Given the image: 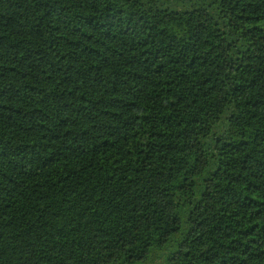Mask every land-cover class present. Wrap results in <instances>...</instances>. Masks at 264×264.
I'll return each instance as SVG.
<instances>
[{"label":"trees","instance_id":"trees-1","mask_svg":"<svg viewBox=\"0 0 264 264\" xmlns=\"http://www.w3.org/2000/svg\"><path fill=\"white\" fill-rule=\"evenodd\" d=\"M0 264H264V0H0Z\"/></svg>","mask_w":264,"mask_h":264}]
</instances>
